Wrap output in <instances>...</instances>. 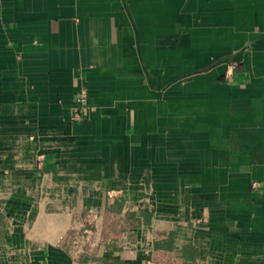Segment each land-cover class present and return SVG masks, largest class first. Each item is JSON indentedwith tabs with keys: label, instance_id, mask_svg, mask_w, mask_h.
<instances>
[{
	"label": "crops",
	"instance_id": "1",
	"mask_svg": "<svg viewBox=\"0 0 264 264\" xmlns=\"http://www.w3.org/2000/svg\"><path fill=\"white\" fill-rule=\"evenodd\" d=\"M0 264H264V0H0Z\"/></svg>",
	"mask_w": 264,
	"mask_h": 264
},
{
	"label": "built area",
	"instance_id": "2",
	"mask_svg": "<svg viewBox=\"0 0 264 264\" xmlns=\"http://www.w3.org/2000/svg\"><path fill=\"white\" fill-rule=\"evenodd\" d=\"M82 97L84 96V93H82V95H81ZM74 118V120L75 121H79V117H77V116H74L73 117ZM83 237L85 238V239H88L89 238V231H87V230H84V232H83Z\"/></svg>",
	"mask_w": 264,
	"mask_h": 264
}]
</instances>
